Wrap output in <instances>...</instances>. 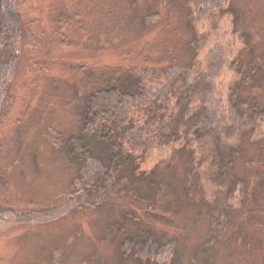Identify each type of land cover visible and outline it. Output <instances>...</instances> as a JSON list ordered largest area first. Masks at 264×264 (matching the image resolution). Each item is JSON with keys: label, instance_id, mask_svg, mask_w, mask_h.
Returning a JSON list of instances; mask_svg holds the SVG:
<instances>
[{"label": "rangeland", "instance_id": "1", "mask_svg": "<svg viewBox=\"0 0 264 264\" xmlns=\"http://www.w3.org/2000/svg\"><path fill=\"white\" fill-rule=\"evenodd\" d=\"M188 1L14 3L26 25L15 69L0 83V264H264V167H237L248 178L261 172L262 182H250L251 192L239 187L230 193L212 179L203 192L190 182L189 155L178 154L180 144L146 134L144 122L153 107L149 111L145 104L137 114L143 137L135 165L141 178L127 185L131 190L111 188L87 197L93 175L63 143L79 133V107L100 83L134 77L147 97L154 93L158 114L175 104V66L184 69L194 53L188 46L190 16L203 45L194 67L209 68L211 48L234 36L232 19L194 16ZM234 5L245 12L243 27L256 35L264 29V0H234ZM61 14L62 25L57 22ZM31 34L37 42H28ZM233 43L241 45L237 37ZM170 66L171 79H164ZM113 73L116 77L106 80ZM232 76L223 67L215 80L213 99L221 110L227 108ZM142 173L161 179L157 191L132 190L150 177ZM121 227L128 232L142 227L176 242L153 262L122 259Z\"/></svg>", "mask_w": 264, "mask_h": 264}, {"label": "trees", "instance_id": "2", "mask_svg": "<svg viewBox=\"0 0 264 264\" xmlns=\"http://www.w3.org/2000/svg\"><path fill=\"white\" fill-rule=\"evenodd\" d=\"M190 1L191 14L199 18L206 16L215 21L218 16L227 15L232 19L234 36L225 46L211 48L215 55L207 61L209 68L198 71L195 67L203 46H199L202 33L195 25V18L190 16L193 38L188 46L194 51L192 62L184 69L175 66V104H169V109L161 114L154 107L157 102L154 93H151L152 99L147 97L134 77L107 85L99 82L97 88L84 97L79 107L81 129L78 134L64 138L63 143L69 156L86 163V169L93 175L86 183L85 196L92 192H108L111 188L118 189V192L131 190L127 185L133 179L141 178L135 165L136 151L143 137L137 114L146 110L145 104L149 111L153 107L144 122L146 134L157 142L180 144L176 151L180 156L186 155L185 152L189 155L192 185L204 192V183L212 179L230 193L240 187L245 194L252 191L248 190L250 182H262L260 171L253 172L248 178L237 169L241 166L248 171L253 165L264 167V29L256 35L253 30L243 27L241 16L245 12L237 10L234 0ZM15 2L17 0H0V83L15 69L19 40L26 25L21 14L14 9ZM62 18V14L58 16L60 25ZM236 37L241 44L238 48L233 43ZM27 38L29 43L37 42L32 34ZM223 67L233 74L228 84L226 110L217 108L213 99L215 80ZM171 72L170 66L164 71V79H171ZM110 75L106 80L116 77L114 73ZM5 97L6 102L12 100L10 94ZM151 121L155 122L153 128ZM204 161L207 165L202 167ZM123 171L126 173L118 179ZM152 175L145 174L150 177L137 182L139 186L132 187V190L136 194L144 187L148 191H157L161 179ZM244 197L241 199L245 203ZM120 229L124 232L118 243L122 259L133 256L153 262L176 242V239L161 238L142 227L133 232L124 227Z\"/></svg>", "mask_w": 264, "mask_h": 264}]
</instances>
